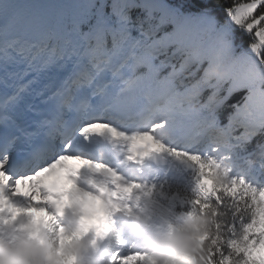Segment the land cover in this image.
<instances>
[{
	"label": "snow or ice",
	"instance_id": "obj_1",
	"mask_svg": "<svg viewBox=\"0 0 264 264\" xmlns=\"http://www.w3.org/2000/svg\"><path fill=\"white\" fill-rule=\"evenodd\" d=\"M0 264H264V0H0Z\"/></svg>",
	"mask_w": 264,
	"mask_h": 264
},
{
	"label": "rangeland",
	"instance_id": "obj_2",
	"mask_svg": "<svg viewBox=\"0 0 264 264\" xmlns=\"http://www.w3.org/2000/svg\"><path fill=\"white\" fill-rule=\"evenodd\" d=\"M64 223H68V222H65V221H64Z\"/></svg>",
	"mask_w": 264,
	"mask_h": 264
},
{
	"label": "bare ground",
	"instance_id": "obj_3",
	"mask_svg": "<svg viewBox=\"0 0 264 264\" xmlns=\"http://www.w3.org/2000/svg\"><path fill=\"white\" fill-rule=\"evenodd\" d=\"M23 187V186H22Z\"/></svg>",
	"mask_w": 264,
	"mask_h": 264
}]
</instances>
